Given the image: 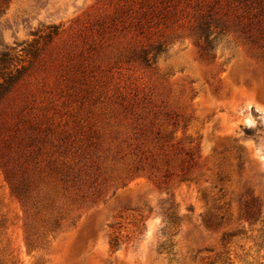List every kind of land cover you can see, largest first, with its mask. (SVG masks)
<instances>
[{"label":"rangeland","instance_id":"374dc122","mask_svg":"<svg viewBox=\"0 0 264 264\" xmlns=\"http://www.w3.org/2000/svg\"><path fill=\"white\" fill-rule=\"evenodd\" d=\"M210 8L230 28L203 56L192 28ZM242 13L235 0L10 1L0 53L28 68L13 96L41 139L15 171L26 201L0 161V264H264V141L243 132L264 128V60L233 31ZM34 41L36 57L22 51ZM159 44L149 65L130 58Z\"/></svg>","mask_w":264,"mask_h":264},{"label":"trees","instance_id":"16d2710c","mask_svg":"<svg viewBox=\"0 0 264 264\" xmlns=\"http://www.w3.org/2000/svg\"><path fill=\"white\" fill-rule=\"evenodd\" d=\"M11 0H0V14L7 8ZM240 5L243 13L232 22L234 32L238 33L249 44L255 46L264 60V0H235ZM227 13L223 17H226ZM223 17H216L213 9L201 12L196 24L193 26V34L197 37L198 46L203 56H208L213 48V42L219 35L229 32L228 21ZM144 16L141 17L143 19ZM138 28H142L141 21ZM58 33L55 26L51 27L46 38L50 39ZM12 49L4 50L0 53V161L4 167L5 176L11 186L12 193L20 201L29 198L31 190V179L27 172L20 171L22 176L17 178L16 168L33 163L35 160L34 148L40 142V125L32 121L27 115L26 110L30 105L27 96L22 100L14 99V90L23 82L28 72V68L17 63V57L11 53ZM27 55L36 57L39 48L34 41L29 48L23 49ZM163 46L159 44L151 51L142 50L133 53L130 57L135 61H140L144 65H149L151 60H155L158 55L163 53ZM153 52V53H152ZM152 58H149L150 54ZM28 131V133H26ZM244 135L256 141H264V128L258 126L255 129L246 128ZM16 169V170H15ZM51 170L57 172V168ZM64 181L70 182V178ZM244 214L248 219L259 221L260 211L258 204L253 202L244 207ZM260 229L261 238H264V220ZM1 227V226H0ZM230 236V234H229ZM113 247H119L118 238L114 237L110 241ZM225 264L226 259H221ZM229 264H232L230 262Z\"/></svg>","mask_w":264,"mask_h":264}]
</instances>
